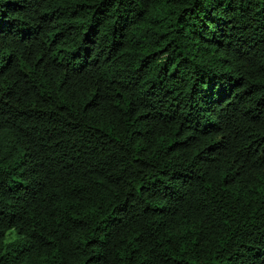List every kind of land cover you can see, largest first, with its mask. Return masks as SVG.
I'll list each match as a JSON object with an SVG mask.
<instances>
[{
	"label": "trees",
	"instance_id": "obj_1",
	"mask_svg": "<svg viewBox=\"0 0 264 264\" xmlns=\"http://www.w3.org/2000/svg\"><path fill=\"white\" fill-rule=\"evenodd\" d=\"M0 264H264V0H0Z\"/></svg>",
	"mask_w": 264,
	"mask_h": 264
}]
</instances>
